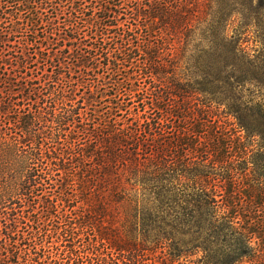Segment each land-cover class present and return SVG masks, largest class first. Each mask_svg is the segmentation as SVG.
<instances>
[{
    "label": "trees",
    "instance_id": "obj_1",
    "mask_svg": "<svg viewBox=\"0 0 264 264\" xmlns=\"http://www.w3.org/2000/svg\"><path fill=\"white\" fill-rule=\"evenodd\" d=\"M236 20L264 0H0V264H264Z\"/></svg>",
    "mask_w": 264,
    "mask_h": 264
},
{
    "label": "rangeland",
    "instance_id": "obj_2",
    "mask_svg": "<svg viewBox=\"0 0 264 264\" xmlns=\"http://www.w3.org/2000/svg\"><path fill=\"white\" fill-rule=\"evenodd\" d=\"M124 12V11H123ZM207 13H209V11H207ZM128 18H130V16H127ZM236 19V18H234ZM131 22V21H130ZM140 22V21H139ZM130 24L129 21L128 23H126V27L127 25ZM255 24L250 25L249 27H246L245 25H243L240 21L236 20L235 23L232 25L231 31L232 32H238L240 33H246L245 35H243V39L247 42L246 43V47H247V51L249 53V55L252 57L253 60H255V62L257 63L258 67H259V72H260V87L262 88V90L253 87L251 90L255 91L256 94H260L261 98L260 100L264 101V24H261V28H257L254 26ZM246 27V28H245ZM76 60H70L68 61V63L70 64V66H72V64L75 62ZM148 86H150L151 88H154L155 85H153V81L149 80V81H141V88L145 89V99L147 103H150L152 101V91H148ZM161 86V85H160ZM147 90V92H146ZM79 91H81L80 93H82L83 91L85 92V90H83L82 88L79 89ZM261 91V92H260ZM175 103V102H174ZM177 104V102L175 103ZM135 106V105H134ZM88 109V108H87ZM148 111V115H154V112H152L151 110H147ZM230 122L236 124V121L233 118H230ZM235 127H237V124L235 125ZM241 135L243 136V142L244 144H246V146L248 147V151L250 152L251 150H255L254 155L252 156V158L254 159V161L261 166V170L260 173H264V155H263V151L259 150V143H260V139H246V135L244 132L241 133ZM250 145V146H249ZM195 253V252H193ZM203 255L201 253L197 254L196 256L190 257L188 260L190 261V263L192 262H197L198 260H200V258ZM143 264H151L150 258L146 257L144 258V263Z\"/></svg>",
    "mask_w": 264,
    "mask_h": 264
}]
</instances>
